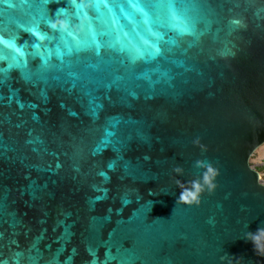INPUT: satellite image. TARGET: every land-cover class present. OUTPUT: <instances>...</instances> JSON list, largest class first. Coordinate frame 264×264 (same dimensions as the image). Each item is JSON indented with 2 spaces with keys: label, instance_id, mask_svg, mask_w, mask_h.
<instances>
[{
  "label": "clouds",
  "instance_id": "clouds-1",
  "mask_svg": "<svg viewBox=\"0 0 264 264\" xmlns=\"http://www.w3.org/2000/svg\"><path fill=\"white\" fill-rule=\"evenodd\" d=\"M55 2L59 4L60 0ZM138 2L144 13L130 18L121 9L123 5L125 10L131 11L124 0H109V7L101 6L100 11L95 8L93 0H65L63 6L54 10L51 7L53 0H26L27 11L20 10V6L11 0H0V16L3 17L0 20V45L5 55L20 58L18 79L34 101L29 103V108L41 105L47 108L53 96L72 97L79 111H71L69 115L95 124L101 119L104 101L111 103L110 93H120L125 98L122 111L107 112L104 117L107 127L100 139V144L105 145L103 150H107L115 136L112 130L130 121L135 130L125 138L124 149L133 142L148 148L157 144L162 145L161 151L172 150L177 155H187L191 160L190 168L197 173L187 181L177 178L189 174L182 165H170L169 178L178 189L174 197L177 211L171 223L186 213L183 209L199 208L204 197H214L222 191L221 198L215 203V211L203 219L206 227L214 229L225 205L237 198L234 186L239 183V176L232 170L229 155L232 113H213L207 117V123H202L201 114L189 110L205 89L195 80L192 70L186 67L189 58L180 59L207 31V26L212 23L209 17L213 9L206 0ZM262 12L264 9L257 8L252 13L255 20L264 19ZM202 25L205 26L203 30ZM229 25L233 29L248 27L243 18L231 19ZM12 40L14 44L9 43ZM216 55L234 58L236 52L219 50ZM211 87L210 81L207 88ZM215 98L213 91L203 95L205 101L211 102ZM4 99L0 97V100ZM59 107L66 109L63 101ZM244 112L254 130L260 121L245 106ZM20 118L27 123L26 119ZM32 120L37 121L38 117L33 114ZM61 131L68 138L57 143V147L63 150L72 179L82 180L95 191L96 185L89 182L95 169V179L101 186L111 181L117 162L123 159L120 150L116 159L102 167L96 159L99 145L89 142L84 135L68 133L66 129ZM208 132L216 135L215 142L206 141ZM54 142L44 127H29L24 148L43 160L53 154L50 146ZM99 154L102 155V150ZM149 158L144 157L145 160ZM62 167V164L56 165L57 169ZM156 178L153 174L152 179ZM225 180L229 183H222ZM186 193L193 195L188 198ZM131 202L130 198L122 199L115 211L109 207L104 214L96 215L93 196L85 199L82 207L92 238H85L84 247L95 252L100 247L108 249L104 261L97 259L95 264H179L173 249L178 241L186 239V235L179 232L161 234L152 241L150 249L146 248L144 237L149 234L151 225L166 222L155 217L150 219L147 212L141 215L140 209L125 216L124 209ZM238 212L245 220L246 229L251 223L248 218H257L253 216L247 191L238 193ZM113 216H116L115 220ZM149 219V227H143ZM60 227H64L63 221ZM65 233H61L64 239ZM18 236L19 231H16L12 246H0L6 248V252H0V264H40L44 256L38 247L39 238L33 236L29 240L27 229L24 230V243L16 238ZM3 238L0 233V239ZM243 239L251 242L261 264L264 261V221L254 232L244 231ZM55 260L56 257L49 258L45 264H55Z\"/></svg>",
  "mask_w": 264,
  "mask_h": 264
},
{
  "label": "water",
  "instance_id": "water-1",
  "mask_svg": "<svg viewBox=\"0 0 264 264\" xmlns=\"http://www.w3.org/2000/svg\"><path fill=\"white\" fill-rule=\"evenodd\" d=\"M11 2L20 6V10L27 11L26 0ZM64 2L60 0L57 4L53 0L51 7L54 10L63 6ZM206 2L213 9L209 17L212 23L180 59L189 58L186 67L204 86V94L207 91L216 93L215 100L211 102L205 101L204 94H201L189 110L200 113L202 123H207V117L213 113H232L229 155L233 162L232 170L239 176V183L234 186L237 198L225 205L224 213L218 215L216 227L209 229L203 224V219L215 211V203L221 198L222 191L214 197H204V203L199 208L183 209L186 213L171 223L177 211L174 197L178 189L170 181V165H182L189 174L177 178L187 181L197 174L190 168L191 160L187 155H177L172 150L161 151L162 145L157 144L148 148L133 142L124 149L125 138L135 130L130 121L112 130L115 136L111 138L107 150H103L105 145L100 144V139L107 127L104 117L107 112L122 111L125 98L120 93H110L111 103L104 101L99 121L95 124L82 122L69 115L71 111H79L72 97L53 96L47 108L43 105L29 108V103L34 102L33 97L18 79L20 70H12L6 83L0 85V97L5 98L0 100V233L4 237L0 239V246H12L11 240L16 231H19L16 238L24 243V230L27 229L29 240L33 236L39 238L38 247L44 256L40 264H45L52 257H56L55 264H66L69 260L70 264H88L93 259L103 262L108 249L97 248L95 257H92L84 247L85 238L91 239L92 234L87 230L88 221L82 205L86 198L93 196L96 201L94 214L101 215L109 207L115 211L122 199L130 198L132 202L124 209L125 216L134 209H140L141 215L147 212L150 219L155 217L166 222L151 225L149 234L144 237L146 248H151L158 235L179 232L186 235V239L178 241L173 249L179 264H237V261L238 264H260L251 242L243 239V233L247 230L254 232L264 221V184L260 182L259 172L250 166L251 157L264 146V19L257 21L252 15L257 8L264 9V3L261 0ZM239 18L246 21L247 29H233L229 25L231 19ZM204 27L202 25L201 29ZM219 50L236 52V56L221 58L216 55ZM4 67L7 65L4 64ZM210 81L211 89L207 88ZM61 101L66 105L64 110L59 107ZM3 103L10 106L5 107ZM244 106L260 121L254 130L245 119ZM33 114L38 117L37 121L32 120ZM29 127H44L49 139L55 141L50 146L54 150L52 155L39 160L24 148ZM62 129L84 135L89 142L99 145L96 159L102 167L116 159L120 150L123 159L117 162L111 181L101 186L95 179V169L89 178V182L96 185L95 191L90 190L82 180L72 179L63 150L57 147V143L68 138L62 134ZM205 139L215 142L216 135L208 132ZM101 150L102 155L99 154ZM145 156L150 158L145 160ZM58 163L63 165L61 169L56 168ZM33 165L39 167L34 168ZM153 174L157 177L155 180L152 179ZM222 183L228 184L229 181ZM241 190L249 193V204L253 207V216L257 217L248 218L251 223L247 229L238 212V193ZM185 195L190 198L193 194ZM115 219L116 216H113ZM150 219L143 227H149ZM62 221L64 227H60ZM62 232H67L65 239ZM0 252H6V248L0 247Z\"/></svg>",
  "mask_w": 264,
  "mask_h": 264
},
{
  "label": "snow or ice",
  "instance_id": "snow-or-ice-1",
  "mask_svg": "<svg viewBox=\"0 0 264 264\" xmlns=\"http://www.w3.org/2000/svg\"><path fill=\"white\" fill-rule=\"evenodd\" d=\"M95 8L97 11H100L101 6H104L105 8L109 7V0H93ZM125 3H127L128 8L131 9V11H127L123 8V5H121V9L124 12L126 16H129L130 18L134 16L135 14H143L144 9L138 2V0H124ZM2 14V12H0ZM103 15V13H101ZM9 43L14 44L15 41H9ZM20 58L18 56H7L4 54V48L2 45H0V85H3L7 78L8 74L12 70H19L20 68ZM4 64L7 65V67H4ZM88 253L90 256L95 257V251L93 249H88ZM66 264H70V260L66 262ZM90 264H95V259L90 261Z\"/></svg>",
  "mask_w": 264,
  "mask_h": 264
},
{
  "label": "rangeland",
  "instance_id": "rangeland-1",
  "mask_svg": "<svg viewBox=\"0 0 264 264\" xmlns=\"http://www.w3.org/2000/svg\"><path fill=\"white\" fill-rule=\"evenodd\" d=\"M250 166L258 171L260 174H264V146L261 147L250 159ZM264 184V177L261 179Z\"/></svg>",
  "mask_w": 264,
  "mask_h": 264
},
{
  "label": "built area",
  "instance_id": "built-area-1",
  "mask_svg": "<svg viewBox=\"0 0 264 264\" xmlns=\"http://www.w3.org/2000/svg\"><path fill=\"white\" fill-rule=\"evenodd\" d=\"M259 175H260V178H259V179H260V182H261V179L264 177V174H260V173H259ZM261 183H262V182H261ZM262 184H263V183H262Z\"/></svg>",
  "mask_w": 264,
  "mask_h": 264
}]
</instances>
